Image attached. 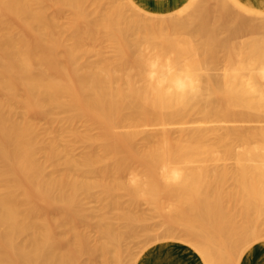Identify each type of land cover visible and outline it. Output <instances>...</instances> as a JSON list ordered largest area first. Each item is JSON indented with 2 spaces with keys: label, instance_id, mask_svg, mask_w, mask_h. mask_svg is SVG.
<instances>
[{
  "label": "bare ground",
  "instance_id": "6f19581e",
  "mask_svg": "<svg viewBox=\"0 0 264 264\" xmlns=\"http://www.w3.org/2000/svg\"><path fill=\"white\" fill-rule=\"evenodd\" d=\"M261 242L264 0H0V264Z\"/></svg>",
  "mask_w": 264,
  "mask_h": 264
},
{
  "label": "crops",
  "instance_id": "0c3cea01",
  "mask_svg": "<svg viewBox=\"0 0 264 264\" xmlns=\"http://www.w3.org/2000/svg\"><path fill=\"white\" fill-rule=\"evenodd\" d=\"M171 249L175 248L178 250L186 249L187 245L182 242L169 243ZM189 254L184 255L185 258L189 259L190 264H196L197 256L194 253L187 251ZM180 255H173L172 258L179 257ZM239 264H264V242L257 243L245 253Z\"/></svg>",
  "mask_w": 264,
  "mask_h": 264
},
{
  "label": "rangeland",
  "instance_id": "374dc122",
  "mask_svg": "<svg viewBox=\"0 0 264 264\" xmlns=\"http://www.w3.org/2000/svg\"><path fill=\"white\" fill-rule=\"evenodd\" d=\"M65 14H66V11L63 12V17H66ZM41 122H42V121H41ZM79 151H80V149H79ZM198 171H200V170H197L196 172H198ZM213 172H214V171H213ZM214 173H215V172H214ZM228 180H230V178H229ZM229 183H231V182L228 181V184H229ZM225 184H226L225 186H228L227 183H225ZM225 186H224V187H225ZM230 186H231V187H234V185H231V184H230ZM224 187L221 188V189L223 190ZM226 189H227L228 191H230V192L233 191L232 188L229 187L230 190H229L228 188H225L224 192H226ZM228 191H227V192H228ZM226 195L228 196L229 194L226 193ZM226 195H225V196H226ZM224 198H225V197H224ZM226 198H227L228 200H227ZM226 198H225V200H224L225 203L227 202V203H226V206L224 205L225 203H224V204L221 203V204L225 206L224 209L227 210V208H229V206H230V208H231V210H232V209H233L232 206H233L234 203L231 202L230 197H226ZM226 200H227V201H226ZM228 203L231 204V205L227 206ZM241 203H242V202H241ZM93 204L95 205V203H93ZM142 204H143V203H142ZM142 204H141V206H143ZM221 204H220V205H221ZM96 205H97V204H96ZM144 205H145L146 207L143 206L144 209H143V208H140V209H141V210H144V212L146 211V213H147V211L150 210V211H149V214H150V212L152 213V211H151L152 207H150V206H148V205H146V204H144ZM209 205L212 206V207L214 208L215 203H210ZM237 205H239V203H237ZM240 205H242V204H240ZM141 206H140V207H141ZM147 206L150 207V208H147ZM235 206H236V205L234 204V208L237 209V207H235ZM226 207H227V208H226ZM238 207H239V209H240V207H242L241 209H243L245 206L243 205V206H238ZM147 209H149V210H147ZM239 209H238V210H239ZM241 209H240V212H241ZM152 210H153V209H152ZM188 211H189L191 214H193V213L197 214V213H196V212H197L196 209H195L194 211L191 210L192 212L190 211V209H188ZM188 211H187V212H188ZM232 211H233V210H232ZM234 211H235V210H234ZM153 212H154V210H153ZM237 212L239 213V211H237ZM190 213H189V214H190ZM147 214H148V213H147ZM151 215H153V213H152ZM156 217H157V218H156ZM156 217H154V218L159 220V218H158L157 215H156ZM154 218H153V219H154ZM151 220H152V219H151ZM151 220H150V222H151ZM160 220H161V219H160ZM154 222H155V221H153V223H154ZM158 222H159V221H158ZM156 223H157V222H156ZM159 242H162V239L159 240ZM149 244H150V243H149ZM226 261H227V262H225V264H226V263L228 264V263L230 262L229 260H226ZM222 263H223V262H222ZM222 263H221V264H222Z\"/></svg>",
  "mask_w": 264,
  "mask_h": 264
}]
</instances>
